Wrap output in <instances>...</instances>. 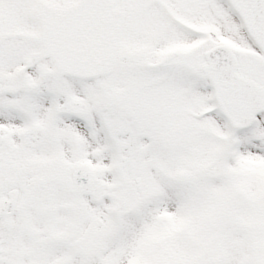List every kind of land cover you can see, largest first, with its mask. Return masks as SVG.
<instances>
[{
  "label": "snow or ice",
  "instance_id": "obj_1",
  "mask_svg": "<svg viewBox=\"0 0 264 264\" xmlns=\"http://www.w3.org/2000/svg\"><path fill=\"white\" fill-rule=\"evenodd\" d=\"M0 264H264V0H0Z\"/></svg>",
  "mask_w": 264,
  "mask_h": 264
}]
</instances>
